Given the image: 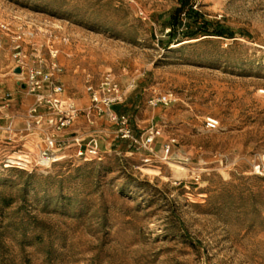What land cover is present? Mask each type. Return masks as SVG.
<instances>
[{"label":"rangeland","instance_id":"rangeland-1","mask_svg":"<svg viewBox=\"0 0 264 264\" xmlns=\"http://www.w3.org/2000/svg\"><path fill=\"white\" fill-rule=\"evenodd\" d=\"M190 5L234 38L185 37L196 16L177 17L179 0H0V22L36 29L44 59L52 46L75 75L68 89L56 79L64 94L90 99L109 76L127 89L111 109L134 135L161 131L152 152L123 141L104 114L88 121L90 100L65 136L92 159L71 148L45 170L6 164L0 142V201L12 200L0 202V264H264V0ZM11 36L0 32V69L23 80Z\"/></svg>","mask_w":264,"mask_h":264},{"label":"built area","instance_id":"built-area-1","mask_svg":"<svg viewBox=\"0 0 264 264\" xmlns=\"http://www.w3.org/2000/svg\"><path fill=\"white\" fill-rule=\"evenodd\" d=\"M0 32L6 34L11 32L12 60L15 62L13 69H21L19 76H23L22 83L25 90L35 99V103L24 117L21 130L10 125L0 128V136L5 146L3 152L7 154L5 163L12 164L19 161L45 170L56 162L64 150L71 148L75 150V157L79 159H92L98 155L95 147L84 145V140L76 134L65 136L66 130L76 122L80 111L72 101L63 98V86L56 80V76L62 72L57 64L58 52L50 46L48 62L44 59L41 46L35 42L38 37L36 29L19 27L14 31L7 23L0 22ZM24 39L34 41L31 43L29 54L24 50ZM31 60L36 61L37 65H31ZM45 62L48 63L47 67L44 65ZM126 90L109 76L105 77L97 87L89 85L87 91L90 93L91 106L85 111L88 121L91 124L95 123L91 118L93 111H97L98 115L104 114L107 120L115 125L117 136L121 140L152 152L154 141L161 135L160 129L150 128L137 137L134 135L129 118L119 116L111 109L126 96ZM9 97L8 94L6 98ZM171 101L172 95L150 101V104H168ZM219 125V121L215 118L205 119V128L208 131L217 130ZM30 136L37 140L36 154L25 147V139ZM168 150L169 146H166V151ZM11 154L18 157H13ZM31 156L34 158L33 161H27Z\"/></svg>","mask_w":264,"mask_h":264},{"label":"crops","instance_id":"crops-1","mask_svg":"<svg viewBox=\"0 0 264 264\" xmlns=\"http://www.w3.org/2000/svg\"><path fill=\"white\" fill-rule=\"evenodd\" d=\"M9 54H11L10 50ZM7 59H9V56ZM34 64L37 65L36 61L31 60V65ZM60 67L62 72L61 75L56 76V79L68 89L71 87V82L73 83L76 80L75 75L68 74V72L67 75H64V69L62 66ZM23 86L22 78L11 77L8 72L0 69V128L8 125L17 130L23 128L24 117L29 108L35 103L34 97L29 95ZM8 94L10 95L9 99L6 98ZM63 98L72 100L78 109H83L84 106L90 104L89 96L85 94L83 89H81L78 96L63 94ZM70 133L74 134V132ZM0 142L2 143V136H0ZM4 148L5 146L2 144L1 150Z\"/></svg>","mask_w":264,"mask_h":264},{"label":"trees","instance_id":"trees-1","mask_svg":"<svg viewBox=\"0 0 264 264\" xmlns=\"http://www.w3.org/2000/svg\"><path fill=\"white\" fill-rule=\"evenodd\" d=\"M193 17L189 24L186 26V32H184V36L188 39H199L202 37H226V38H234L231 32H224L222 27L217 25L216 30H209L208 21L204 20L202 17L200 18V14L193 9V6L190 5V0H179V7L175 10V15L177 17L181 16L185 13ZM174 28V27H173ZM3 208H8L12 203V200L2 199L1 201ZM4 212L0 210V216H3Z\"/></svg>","mask_w":264,"mask_h":264},{"label":"bare ground","instance_id":"bare-ground-1","mask_svg":"<svg viewBox=\"0 0 264 264\" xmlns=\"http://www.w3.org/2000/svg\"><path fill=\"white\" fill-rule=\"evenodd\" d=\"M261 93L264 94V90H261ZM171 167L173 168V173L176 177L182 176L188 172V170L185 167L178 164H172ZM144 170L149 173L159 174L156 170H152V169H144Z\"/></svg>","mask_w":264,"mask_h":264},{"label":"water","instance_id":"water-1","mask_svg":"<svg viewBox=\"0 0 264 264\" xmlns=\"http://www.w3.org/2000/svg\"><path fill=\"white\" fill-rule=\"evenodd\" d=\"M14 73H15V74H21V69H20V68H16V69L14 70ZM23 87H25V86H23Z\"/></svg>","mask_w":264,"mask_h":264}]
</instances>
